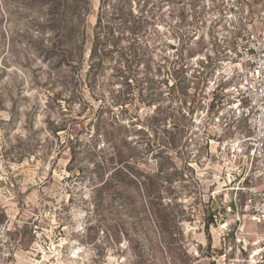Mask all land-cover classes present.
I'll return each instance as SVG.
<instances>
[{
    "label": "rangeland",
    "instance_id": "1",
    "mask_svg": "<svg viewBox=\"0 0 264 264\" xmlns=\"http://www.w3.org/2000/svg\"><path fill=\"white\" fill-rule=\"evenodd\" d=\"M211 12L0 0V223L25 249L46 240L65 264H246L223 223L250 133Z\"/></svg>",
    "mask_w": 264,
    "mask_h": 264
},
{
    "label": "built area",
    "instance_id": "2",
    "mask_svg": "<svg viewBox=\"0 0 264 264\" xmlns=\"http://www.w3.org/2000/svg\"><path fill=\"white\" fill-rule=\"evenodd\" d=\"M207 6L212 10L210 23L227 40L232 72L239 79V86H233L235 110L250 133L241 141L247 161L239 169L244 176L229 207L236 209V217L225 219L223 225L227 235L241 232V250L247 254L244 263L264 264V0H207ZM16 237L10 219L0 223V264H65L61 247L41 239L25 249Z\"/></svg>",
    "mask_w": 264,
    "mask_h": 264
},
{
    "label": "trees",
    "instance_id": "3",
    "mask_svg": "<svg viewBox=\"0 0 264 264\" xmlns=\"http://www.w3.org/2000/svg\"><path fill=\"white\" fill-rule=\"evenodd\" d=\"M69 23L72 25L73 21H69ZM101 23V20L99 18L98 24ZM71 28V27H70ZM97 52V45L91 49V55H95ZM92 68V67H91Z\"/></svg>",
    "mask_w": 264,
    "mask_h": 264
}]
</instances>
